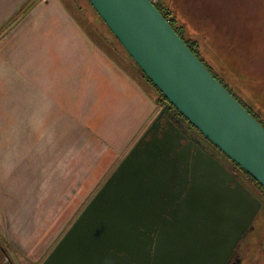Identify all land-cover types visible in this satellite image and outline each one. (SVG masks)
Returning <instances> with one entry per match:
<instances>
[{
	"label": "water",
	"instance_id": "water-1",
	"mask_svg": "<svg viewBox=\"0 0 264 264\" xmlns=\"http://www.w3.org/2000/svg\"><path fill=\"white\" fill-rule=\"evenodd\" d=\"M169 104L264 188V125L213 75L151 0H88ZM122 159L42 264H227L261 202L218 161L184 149L162 117ZM162 131L161 137H156ZM189 156V159H188ZM181 165L190 183L175 193ZM190 178H189V174ZM236 188L242 187L235 182Z\"/></svg>",
	"mask_w": 264,
	"mask_h": 264
},
{
	"label": "crops",
	"instance_id": "crops-1",
	"mask_svg": "<svg viewBox=\"0 0 264 264\" xmlns=\"http://www.w3.org/2000/svg\"><path fill=\"white\" fill-rule=\"evenodd\" d=\"M30 1L0 0V30ZM47 27H58L59 32L37 40ZM148 86L92 40L62 0H38L0 35L4 198L18 195L16 185L21 180H12V173L46 166L70 178L69 189L58 198L65 202L58 215L70 210L68 218L77 217L153 119L158 96ZM141 101L147 109L140 120L134 113L139 115ZM127 105L132 114L124 129L123 106ZM5 185L15 188L5 189ZM6 199L0 198V232L16 248L29 251L22 243H30L32 250L39 238L25 236Z\"/></svg>",
	"mask_w": 264,
	"mask_h": 264
},
{
	"label": "rangeland",
	"instance_id": "rangeland-1",
	"mask_svg": "<svg viewBox=\"0 0 264 264\" xmlns=\"http://www.w3.org/2000/svg\"><path fill=\"white\" fill-rule=\"evenodd\" d=\"M71 1L75 3V6L71 8L72 11L86 25H88L85 21L87 19L92 27L88 25L89 29L100 34V39L106 41L109 46L107 49L119 64L133 75L141 78L134 62L110 34L86 0ZM153 1L171 11L177 24L183 28L185 38L197 43L198 53L202 55L204 62L218 76L222 84L227 86L259 120L264 122V0ZM58 30V27L44 28L36 39L42 41L43 37L50 33H58ZM27 52L30 56L31 51ZM33 55L35 56V53ZM97 89L101 88L97 85ZM149 89L153 91L152 88ZM146 109L147 104L141 101L140 113L139 115L134 113L135 119L138 116L141 120ZM160 110L161 107H158L154 117ZM123 113L125 129L132 114L131 105L123 106ZM112 123L113 121H111ZM64 173L48 169L46 166L44 169L22 171L21 174L14 172L12 180H14L13 178L21 180V184L16 185L19 188L18 195L10 196L7 200L4 198L3 189L0 190V198L6 199V204L10 205L15 212L20 230L32 240L39 238L38 243H33L32 250H30V243H22L24 249H29V251L25 250L29 257V264L31 262V264H42L110 176L96 188L77 217L71 220L68 218L70 210L62 215L57 213V209L65 203L58 198L62 197L63 192L69 189L67 180L70 178ZM4 187L11 190L15 188L10 185ZM263 201L264 194L262 195ZM253 226L254 229L240 243L242 244L239 252L242 253L241 264H264V205ZM60 231L61 233L58 235ZM51 240L53 244L51 242L52 245H49ZM48 245L50 248L45 251L44 247H48Z\"/></svg>",
	"mask_w": 264,
	"mask_h": 264
},
{
	"label": "flooded vegetation",
	"instance_id": "flooded-vegetation-1",
	"mask_svg": "<svg viewBox=\"0 0 264 264\" xmlns=\"http://www.w3.org/2000/svg\"><path fill=\"white\" fill-rule=\"evenodd\" d=\"M163 108H161V110ZM161 110L158 112L155 118L159 115ZM169 122H171L174 126L171 127L170 131L173 132L176 129H178L181 133H183L184 138L182 139V144L184 149L191 148L192 155L190 158L191 162L189 165L190 172L192 171L191 168L193 161L192 159L194 154H196L195 148L197 149L200 148L206 155H209L212 158H214L216 161H218V163L222 167H224L227 170V172H229V174L233 179L235 178V181L234 180L230 181L229 179L227 180L228 184H231V188L233 189L235 188L236 192L239 193L248 191L254 198H257L261 202L260 211L262 210L264 205L263 204L264 201L262 202V195L264 194V191L260 189V187L252 181L251 177L245 171H243L237 164H235L227 156H225L198 130L194 129V127L190 125L170 104H168V107L162 117V130L166 131L169 128L168 127ZM161 135H162V131L160 130V132H158L156 137H161ZM186 168L187 166L184 165H181L179 168V173L181 174V177L178 182L180 184L176 185L174 190L176 194L179 193V191L184 190L183 188L184 186H185V191L183 193H186L188 188L190 187V183H188L185 180V177L188 178L187 172L185 170ZM190 175L191 173L189 174V178ZM236 181L240 183L243 188L241 187L236 188V184H235ZM258 215L259 213L257 214V216ZM242 240L240 241V243L242 242ZM240 243L236 248V250L234 251V253L232 254V256L229 258L227 264H241L242 253L239 252L242 244ZM0 264H29V257L27 253L13 246L1 232H0Z\"/></svg>",
	"mask_w": 264,
	"mask_h": 264
},
{
	"label": "trees",
	"instance_id": "trees-1",
	"mask_svg": "<svg viewBox=\"0 0 264 264\" xmlns=\"http://www.w3.org/2000/svg\"><path fill=\"white\" fill-rule=\"evenodd\" d=\"M65 5L67 6L68 10L71 12V14L73 15V17L78 21V23L82 26V28L85 30V32L92 38V40L101 48L103 49L108 55H110L111 57H113L110 54V51L107 49L108 44L106 43L105 40L100 39V34L96 33L93 29V31H91L89 28L91 27V24H89V22L87 21V19H85V21L87 22L88 25H86L83 21H81L76 14L72 11V7L75 6L74 1L71 0H62ZM154 5L156 6V8L160 11V13L163 15V17L170 23V25L173 27V29L177 32V34L185 41V43L188 45V47L195 53V55H197V57L207 66V64L204 62V60L201 58L200 54L197 51V43L195 41L189 40L187 38H185L184 34H183V28L180 27L177 24L176 18L172 15L171 11L169 9H166L163 5L159 4V3H155L153 0H151ZM38 0H31L25 7H23V9H21L1 30H0V35H2L4 32H6L17 20L19 17L26 15L36 4H37ZM86 2L88 3V5L90 6V8L97 14L98 18L100 19V21L107 27V25L105 24V22L101 19V17L99 16V14L96 12V10L93 8V6L91 5V3L86 0ZM92 28V27H91ZM108 31L110 32V34L115 38V40L119 43V41L116 39V37L113 35V33L110 31V29L107 27ZM98 39V40H97ZM120 44V43H119ZM120 46L123 48V46L120 44ZM123 50L125 51V53L128 55V57L133 61V59L129 56V54L126 52V50L123 48ZM114 58V57H113ZM115 59V58H114ZM134 62V61H133ZM135 66L138 68V71L140 73L141 78L152 88L154 89V91L157 93V105L160 108H163L164 106L168 105L169 102L168 100L165 98V96L158 90V88L150 81V79L143 73V71L138 67V65L134 62ZM208 67V66H207ZM208 69L212 72V70L208 67ZM213 75L222 83V81L218 78V76H216V74L214 72H212ZM227 88V86H225ZM228 89V88H227ZM229 90V89H228ZM231 92V90H229ZM232 93V92H231ZM233 94V93H232ZM234 95V94H233ZM235 96V95H234ZM236 97V96H235ZM238 99V98H237ZM239 100V99H238ZM240 101V100H239ZM241 102V101H240ZM242 103V102H241ZM242 105L256 118L257 116L249 109L247 108L243 103ZM183 117V116H182ZM184 118V117H183ZM185 119V118H184ZM186 120V119H185ZM187 121V120H186ZM258 121L260 123H262L264 125V122H262L261 120L258 119ZM188 122V121H187ZM189 123V122H188ZM190 124V123H189ZM191 125V124H190ZM196 129V128H194ZM197 130V129H196ZM251 177V176H250ZM252 181L258 185L260 187V189H262L264 191V188L257 182L255 181V179H253L251 177ZM254 224V223H253Z\"/></svg>",
	"mask_w": 264,
	"mask_h": 264
}]
</instances>
